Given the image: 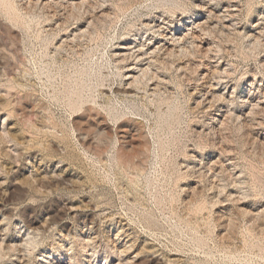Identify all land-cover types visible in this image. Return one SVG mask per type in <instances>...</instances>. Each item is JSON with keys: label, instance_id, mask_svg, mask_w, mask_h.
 <instances>
[{"label": "rangeland", "instance_id": "obj_1", "mask_svg": "<svg viewBox=\"0 0 264 264\" xmlns=\"http://www.w3.org/2000/svg\"><path fill=\"white\" fill-rule=\"evenodd\" d=\"M0 264H264V0H0Z\"/></svg>", "mask_w": 264, "mask_h": 264}, {"label": "bare ground", "instance_id": "obj_2", "mask_svg": "<svg viewBox=\"0 0 264 264\" xmlns=\"http://www.w3.org/2000/svg\"><path fill=\"white\" fill-rule=\"evenodd\" d=\"M39 4H40V1H39ZM48 4H49V3H48ZM45 5H46V4H45ZM142 46H144V45H142ZM142 46H141V47H142ZM148 46H149V45H148ZM122 47H124V46H122ZM145 47H146V46H145ZM125 48H126V47H125ZM128 48H131V47H128ZM128 48H127V49H128ZM166 48H167V47H166ZM137 49H138V47H137ZM143 49H144V47H143ZM141 50H142V48H139V50H138L137 52L134 53L135 49H134V51H133V49L131 48L130 51H132V54H131L130 51H129V52H130L129 54L126 53V52L124 51L125 53H120V54L118 53L117 55H118V57L124 58L125 60H127V59L129 60V59H132V58L134 57V58L136 59V62H137V63L134 62V61H133V62L136 63V64H138V63H142V62L144 61L142 58H143L144 55L146 54V53L144 54V52H141ZM153 50L155 51V49H153ZM156 50H157V49H156ZM160 50H161V49H160ZM162 50H163V49H162ZM162 50H161V51H162ZM164 50H165V49H164ZM154 51H153V53H154ZM161 51H159V52H161ZM167 51H168V50H167ZM167 51H166V52H167ZM171 51H173V50H171ZM171 51H170V52H171ZM147 52H148V51H147ZM159 52H158V50H157V53H159ZM162 52H164V51H162ZM168 52H169V51H168ZM136 53H137V54H136ZM148 53H150V52H148ZM151 53H152V52H151ZM130 54H131V55H130ZM155 54H156V53H155ZM159 54H161V53H159ZM168 54H169V53H168ZM148 55H149V54H148ZM129 56H131L132 58H128ZM165 56H166V55H165ZM155 57H156V56H155ZM155 57H154V60H155ZM158 57H159V56H158ZM167 57H168V56H167ZM145 59H146V58H145ZM150 59H151V58H150ZM152 59H153V57H152ZM156 59H157V57H156ZM121 60H123V59H121ZM125 60H123V61L125 62ZM152 61H153V60H152ZM126 62H127V61H126ZM128 62H129V61H128ZM131 62H132V61H131ZM155 62H156V60H155ZM119 63H120V62H119ZM122 63H123V62H122ZM158 63H159V62H158ZM148 65H149V64H148ZM151 65H153V62H152ZM135 66H136V65H135ZM125 67H126V66H125ZM142 67H143V66H142ZM145 67H146V66H145ZM151 67H152V66H151ZM151 67H150V69H152ZM158 67H159V66H158ZM128 68H130V67H128ZM136 68H137V67H136ZM148 68H149V66H148ZM137 69H138V68H137ZM140 69H141V68H140ZM125 70H126V69H125ZM132 70H134V69H132ZM132 70H131V71H132ZM148 70H149V69H148ZM148 70L146 69V70H144V72H145V71H148ZM149 71H150V70H149ZM149 71H148V72H149ZM141 72H142V71H141ZM144 72H142V73H141L142 75H140V76L143 77V81H144V77H145V76H144ZM138 73H139V72H138ZM145 74H146V73H145ZM155 74H156V73H155ZM130 75H131V74H130ZM147 75H148V73H147ZM135 76H136V75H135ZM138 76H139V75H138ZM140 76H139V77H140ZM157 76H158V75H157ZM130 77H132V76H130ZM139 77H138V78H139ZM142 77H141V79H142ZM128 79H129V78H128ZM132 79L134 80L135 77H134V78L132 77ZM137 80H138V79L136 78L134 81L136 82ZM130 81H132V80H130ZM134 81H133V82H134ZM151 81H152V80H151ZM155 81H156V80H155ZM157 81H158V80H157ZM145 83H146V82H145ZM131 84H132V83H131ZM136 84H137V83H136ZM136 84H135V85H136ZM138 84H139V83H138ZM129 85H130V84H129ZM157 85H158V84H157ZM130 86H131V85H130ZM130 86H129V87H130ZM122 91H123V90H122ZM130 91H131V88H128V87L124 88V92H125V93L131 94ZM105 127H106V126H105ZM136 129H137V128H136ZM138 129L140 130V128H138ZM135 132H137V131H135ZM139 132H140V131H139ZM142 144H143V143H142ZM34 240H35V239H34ZM9 247H10V246H9Z\"/></svg>", "mask_w": 264, "mask_h": 264}]
</instances>
